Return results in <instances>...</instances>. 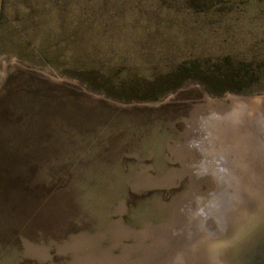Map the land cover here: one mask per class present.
Here are the masks:
<instances>
[{"label": "rangeland", "instance_id": "1", "mask_svg": "<svg viewBox=\"0 0 264 264\" xmlns=\"http://www.w3.org/2000/svg\"><path fill=\"white\" fill-rule=\"evenodd\" d=\"M232 97L264 106V0H0V264H192L160 258L223 232L241 168L227 131L201 148L208 170L181 145L207 98ZM189 166L209 217L156 241Z\"/></svg>", "mask_w": 264, "mask_h": 264}, {"label": "bare ground", "instance_id": "2", "mask_svg": "<svg viewBox=\"0 0 264 264\" xmlns=\"http://www.w3.org/2000/svg\"><path fill=\"white\" fill-rule=\"evenodd\" d=\"M206 100H207L206 107L198 109L194 112L193 118L191 119L189 123V128L187 131V136H186L187 144L181 145V149L187 148L188 146H190L191 149L192 148L195 149L196 151L193 152L194 156L196 155L195 157L197 158V162L195 164H198L197 166L199 167L201 164V167L206 168L205 167L206 163H204L206 162V159L205 157H202L201 148L204 147L205 150L208 149L207 146L210 140H213L215 136L217 137L218 135H220V131L222 130L227 131V134L233 140V146L237 147L236 148L237 150L233 151L232 153L234 155L233 156L234 162H235L234 164L236 166H239V168H241V171L240 169H238L240 173L239 179H238V176H236L237 178L236 180L237 182L235 183L236 186L233 187V190H232V191L235 190V193H236V198L232 202V206L235 209L240 210V211L228 213L229 212V211L227 212L228 206H225L224 209L222 208L223 213L225 211L227 212L226 214L227 218H224L225 217L224 216L223 220L220 223L221 229H223V232L221 233L219 231H216L217 226H215L214 228V224L212 223V225H208V230L204 229V231H201L198 233L199 234L198 237L197 236L194 237V241L191 242L192 245L190 244L189 247L182 248V250H178L177 249L178 246L177 248L175 247L174 249L170 248L169 252H167L165 256L161 257L160 260H163V259L165 260L166 258L168 259L170 257V260L171 259L172 260L171 261L169 260L168 262H172V263L177 261L175 260L177 259V257H175L174 253L176 254L179 253L178 256H181V259H183V261L187 262L189 260L188 262L192 264H202L200 260L206 257L205 255L206 251L204 250L205 246H203L202 244H206L207 242L208 243L212 242V239H211L212 235L213 236L222 235L223 233L227 232L228 228L232 224H237L236 227L239 228V226H241L240 224L245 219L248 218L246 212L251 208H256L258 206V203L262 201L261 200L262 195H264L263 193L264 192V173L261 176H259L260 172H258L255 168L253 169V166L251 167L247 166L244 162V155H243V154H246L250 158L252 164L254 165L258 164L259 166H261V163H264V106H263V101L261 99H248V98H238V97H232L231 100L221 101V102L212 101L209 98H207ZM231 124L234 126L230 127L229 125ZM200 127H203L204 129L200 131ZM199 132H202V136L206 135V137L204 139V145L201 144V147L198 149V146H196V142H195L196 136L194 134H200ZM227 140H225V138H222V142L224 144L227 143ZM239 141L242 142V144L241 143L238 144ZM211 144L212 143H210L209 145ZM207 163H208V160H207ZM260 169L262 168L258 167L259 171ZM188 171L192 178V188L190 189L191 191L176 205V209L174 210L173 219L171 223L162 225L155 230V234L153 235L156 237V241L161 239L160 236L163 233L165 235L168 233H171L172 230L171 231L169 230L172 227L181 226L179 220L181 219L182 213L186 212L189 209L193 211V214H192L193 219H192L191 224H204V221L206 220L205 219L206 216L209 217L208 211H206L204 208L205 203H201L197 201L196 202L197 205H195V207L193 205V208H190L191 202L193 204L191 197L194 194H199V195H202V194L200 193V186H199L200 178L194 174V172L198 171V168L195 169L189 166ZM202 173L204 175L203 171ZM181 175L183 176L184 174L181 173ZM225 176L227 178V175ZM216 180L217 179H215V182L213 184L214 189L212 191V194L210 195V199L207 200L206 204L211 203V201H214V202L218 201L217 203L221 205L220 203L224 201H221L220 197L222 196L221 199L222 198L227 199L229 198V195L232 193L230 192L227 194L226 188L224 187V185L221 184V186H219L218 184H216L217 183ZM253 183H257V185H254ZM243 191L245 193H243ZM246 194L247 195L249 194V197H251L253 201L252 200L248 201ZM254 201H256L257 203L256 205L253 204ZM148 232H150L151 234L152 231L149 229ZM142 234H145V233H140V235ZM201 238L204 241H201ZM195 241L196 243H194ZM176 243L177 241L173 242V244H176ZM139 247L140 246H135V248H139ZM130 248H133V247L130 246ZM160 252H163V251H160ZM108 255L110 257L108 258V260L110 261L104 260V264L105 263H109V264L122 263L120 262V259L118 257L111 256L110 254ZM92 260L94 259L91 257L86 258L85 260L87 262L86 264H94V261ZM127 260L128 259H125V258L122 259L123 263H125V261ZM95 263L99 264L98 261ZM182 264H184V262H182Z\"/></svg>", "mask_w": 264, "mask_h": 264}, {"label": "water", "instance_id": "3", "mask_svg": "<svg viewBox=\"0 0 264 264\" xmlns=\"http://www.w3.org/2000/svg\"><path fill=\"white\" fill-rule=\"evenodd\" d=\"M247 200L252 198L248 195ZM246 213L239 228L232 224L222 235H212L211 243L202 244L206 251L202 264H264V195Z\"/></svg>", "mask_w": 264, "mask_h": 264}]
</instances>
